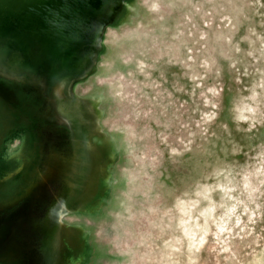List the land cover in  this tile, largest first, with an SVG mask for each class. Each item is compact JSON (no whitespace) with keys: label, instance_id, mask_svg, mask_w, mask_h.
<instances>
[{"label":"rangeland","instance_id":"374dc122","mask_svg":"<svg viewBox=\"0 0 264 264\" xmlns=\"http://www.w3.org/2000/svg\"><path fill=\"white\" fill-rule=\"evenodd\" d=\"M101 39L60 116L0 52V264H264V0H126Z\"/></svg>","mask_w":264,"mask_h":264},{"label":"bare ground","instance_id":"6f19581e","mask_svg":"<svg viewBox=\"0 0 264 264\" xmlns=\"http://www.w3.org/2000/svg\"><path fill=\"white\" fill-rule=\"evenodd\" d=\"M125 2L0 0V52L5 54L12 42L22 43L30 50L29 56V52H26L23 60H13L18 63V67L15 66L13 70L21 76L22 73L42 75L46 93L55 103L56 114L60 116L59 104L62 99L72 98L65 93V88L78 82L83 78L80 74L91 71L95 66L102 33L107 24L116 19ZM42 6L45 9L44 20L39 30L32 26V18ZM7 38L10 42H3ZM56 58L58 60H54ZM61 73H64L65 78H61L63 81L60 82L55 76ZM71 119L69 123L77 125V120ZM63 215V212H59L58 218Z\"/></svg>","mask_w":264,"mask_h":264},{"label":"water","instance_id":"95a60500","mask_svg":"<svg viewBox=\"0 0 264 264\" xmlns=\"http://www.w3.org/2000/svg\"><path fill=\"white\" fill-rule=\"evenodd\" d=\"M46 1H48V2H53L54 0H46ZM56 1V0H55ZM44 6V5H43ZM39 7V9L36 11V14H35V17L34 18H32V26L35 28V29H37L34 25L36 24V23H38L37 21H41V23H42V25H43V20H44V16H43V12H44V7ZM104 29V28H103ZM40 30V29H39ZM22 44V43H21ZM24 47H25V45H24ZM77 79V78H76ZM75 79V80H76Z\"/></svg>","mask_w":264,"mask_h":264},{"label":"flooded vegetation","instance_id":"af4514ba","mask_svg":"<svg viewBox=\"0 0 264 264\" xmlns=\"http://www.w3.org/2000/svg\"><path fill=\"white\" fill-rule=\"evenodd\" d=\"M26 75V74H25ZM30 75H37V74H30ZM39 76V75H38ZM23 77H25V76H22V78ZM41 77V79L43 78L42 76H40ZM43 80V79H42ZM44 85H45V82H44V80H43V82H42ZM46 86V85H45ZM47 92V90H46V87H45V93ZM47 99H48V97H47ZM48 102H49V111H50V108H51V102H50V100L48 99ZM48 111V112H49ZM45 118H46V115H45ZM47 120H50V118H46ZM51 121V120H50Z\"/></svg>","mask_w":264,"mask_h":264}]
</instances>
